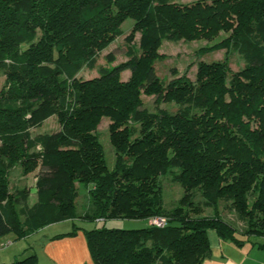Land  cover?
<instances>
[{
  "label": "trees",
  "instance_id": "trees-1",
  "mask_svg": "<svg viewBox=\"0 0 264 264\" xmlns=\"http://www.w3.org/2000/svg\"><path fill=\"white\" fill-rule=\"evenodd\" d=\"M128 18L135 21L128 59L81 77ZM221 35L206 50L239 53L241 69L233 71L227 56L198 62L194 80L177 71L170 81L158 76L164 39ZM0 70V238L13 232L26 239L80 218H124L148 225H75L51 240L82 230L94 264H203L212 253L209 230L264 248V0H0ZM144 96H155L154 111ZM53 116L58 131L33 133ZM103 118L110 120L113 168L97 131ZM16 167L35 173V197L12 189ZM163 176L184 189L175 206L164 204ZM79 184L90 199L84 215ZM222 206L245 227L224 218ZM157 216L165 227L150 224ZM7 264L39 260L33 252Z\"/></svg>",
  "mask_w": 264,
  "mask_h": 264
},
{
  "label": "rangeland",
  "instance_id": "rangeland-1",
  "mask_svg": "<svg viewBox=\"0 0 264 264\" xmlns=\"http://www.w3.org/2000/svg\"><path fill=\"white\" fill-rule=\"evenodd\" d=\"M194 0H171V2L176 3H188ZM134 19L128 18L121 26L123 34L119 36L110 46L103 50L98 59L96 66L91 69L89 67H84L80 72V76L83 78H92L98 75L99 67L106 66L112 67L122 61L128 59L127 47L128 43L126 36L130 34L134 25ZM224 35L212 40L207 41L205 39H198L193 41L187 40H178L172 41L169 39H164L162 41L159 52L164 55L163 58H160L155 63V68L158 76L165 81H170L174 78V71L178 72V75L187 74L191 79H195L198 62H212L216 60H223L228 56L230 66L233 71H237L244 66V61L241 59L239 53L229 52L227 54L226 49H220L215 51H207L206 47L211 46L214 43L218 42ZM140 39V33H137L135 36V45L138 47ZM109 54L114 59L113 63L110 62ZM130 76V72H124L123 78L127 79ZM5 81L4 72L0 70V91L3 87ZM144 105L150 111L156 109L155 96H144ZM162 107H167L170 110H175L176 105L173 103H162ZM109 123L108 118H103L99 127L98 135L99 140L102 143L106 160L109 168H113L115 165V149L112 145L109 137ZM60 128L58 120L56 117H50L47 119L44 124L38 129L33 130L34 134L45 133V132H56ZM35 173H30L28 175H23L21 168L16 167L11 175V187L12 189L17 188H27L32 192V195L35 194ZM162 187H163V196L164 204L166 207H172L178 204L179 199L184 194V189L178 182H173L171 177L163 176L162 177ZM79 195L76 199V204L78 208V213L84 215L90 206V199L88 193V187L84 184L78 185ZM197 199L200 200L201 196L197 195ZM224 218L234 223L238 229H243L245 224L237 219V216L234 212H231L225 209L223 206L220 207ZM211 209L206 208L208 214L211 213ZM103 224H106L110 228H121V229H139L148 225L147 220H136V219H109L106 221H90L87 219H77L75 223L71 220L64 221L60 223H55L45 227L43 230L30 235L28 238L16 239L15 234L9 233L6 236L0 238V263H10L15 259H22L26 256L35 252L38 256L39 264H53L54 262L49 263V257L47 250L44 247L43 238L47 236H53L57 232H70L75 229V225L78 227H85L86 229L101 227Z\"/></svg>",
  "mask_w": 264,
  "mask_h": 264
},
{
  "label": "crops",
  "instance_id": "crops-1",
  "mask_svg": "<svg viewBox=\"0 0 264 264\" xmlns=\"http://www.w3.org/2000/svg\"><path fill=\"white\" fill-rule=\"evenodd\" d=\"M61 233L66 232H57L53 236ZM53 236L43 238L46 240L44 247L51 260L49 263L94 264L82 230L74 236L51 240ZM208 236L212 253L203 264H264V248H259L251 242L238 245L232 240L221 238L214 230H209Z\"/></svg>",
  "mask_w": 264,
  "mask_h": 264
},
{
  "label": "built area",
  "instance_id": "built-area-1",
  "mask_svg": "<svg viewBox=\"0 0 264 264\" xmlns=\"http://www.w3.org/2000/svg\"><path fill=\"white\" fill-rule=\"evenodd\" d=\"M150 224L158 226V227H165L167 225V220L163 217H153L150 220Z\"/></svg>",
  "mask_w": 264,
  "mask_h": 264
}]
</instances>
